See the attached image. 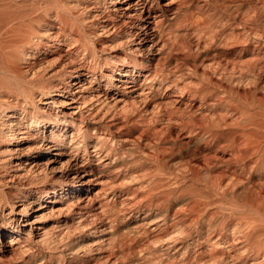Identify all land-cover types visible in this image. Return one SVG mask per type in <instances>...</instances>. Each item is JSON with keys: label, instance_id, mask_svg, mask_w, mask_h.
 Here are the masks:
<instances>
[{"label": "bare ground", "instance_id": "1", "mask_svg": "<svg viewBox=\"0 0 264 264\" xmlns=\"http://www.w3.org/2000/svg\"><path fill=\"white\" fill-rule=\"evenodd\" d=\"M118 178L153 220L118 232L95 208ZM163 248L264 264V0H0V264Z\"/></svg>", "mask_w": 264, "mask_h": 264}, {"label": "rangeland", "instance_id": "2", "mask_svg": "<svg viewBox=\"0 0 264 264\" xmlns=\"http://www.w3.org/2000/svg\"><path fill=\"white\" fill-rule=\"evenodd\" d=\"M83 161V158H80V163ZM107 176H103V178L106 179ZM54 179V180H53ZM56 179H58V176L55 175H49L47 176V178L45 179V182L43 180V183H51L53 181H55ZM130 181H125L122 180L120 178L118 179H114L113 181V185H109L110 183L107 184L108 187H105L106 183L103 182L101 184H98L94 187V192L93 194L98 193V198L95 201V208L98 207V203L99 202H103L106 204L107 209L112 211L113 214L119 215L120 217V221L116 223V230L118 232H121V230H125L129 227H136V226H143L144 223L146 221H151L154 219L155 215L153 214H149L146 213V211H140L139 213H132V214H128L129 213V206L127 205H122L121 202L126 201L129 202L130 199L131 201L134 199H138L140 198L139 194L141 195V193H143V191L145 190L140 184L138 183H133ZM110 187H113L112 189H114L117 192V195H111V190L109 189ZM1 188L4 191H9V188H7L6 186H1ZM108 189L107 191V195H102L103 191ZM122 206V207H121ZM128 214V215H127ZM126 215L125 219L122 220V218H124V216ZM71 217L69 216V214H64L63 216H61V218H59L60 220L65 219ZM49 221V220H48ZM55 221L54 218H52L48 223H51ZM105 235L103 239L108 238V233L107 234H103ZM174 235V234H173ZM101 236H99L98 234L93 235L91 237H87V242H91V244L93 243L92 246L94 247H98L100 248L99 253L100 254H106L108 253V251H110V247L106 245V242H102L103 239H100ZM100 239V240H99ZM109 247V248H108ZM110 249V250H109ZM206 248H203L202 250H200L199 252H205ZM98 251H95L94 253L90 254L88 257L91 258L92 260H96V257L98 256ZM175 255L177 256L175 258ZM157 256H159L160 258H164V260L167 258H169V260L167 259V261H169L168 264L171 263H175L178 262V258L181 257V254H175L174 251H172L169 254L165 253V248H163L159 253H157ZM166 261V260H165Z\"/></svg>", "mask_w": 264, "mask_h": 264}]
</instances>
